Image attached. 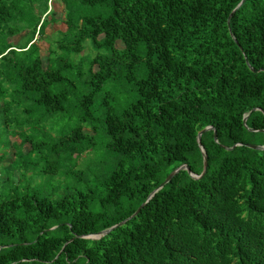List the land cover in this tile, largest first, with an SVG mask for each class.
<instances>
[{"label":"trees","instance_id":"1","mask_svg":"<svg viewBox=\"0 0 264 264\" xmlns=\"http://www.w3.org/2000/svg\"><path fill=\"white\" fill-rule=\"evenodd\" d=\"M62 1L0 0V264H264V0Z\"/></svg>","mask_w":264,"mask_h":264},{"label":"rangeland","instance_id":"2","mask_svg":"<svg viewBox=\"0 0 264 264\" xmlns=\"http://www.w3.org/2000/svg\"><path fill=\"white\" fill-rule=\"evenodd\" d=\"M49 7L52 10V19H50L49 24L46 26L44 35H46V36L52 35L53 36V35L57 34V32L64 31L66 29V25L64 23V12H65L64 3L62 0H50ZM49 18H51V15L48 16V19ZM22 35H23V32L18 34V35L9 37L8 39L10 41H12L13 43H17L21 39ZM36 43L38 44V46L40 48V54H41L42 59H43V66H45L49 43L47 42V39H45V36H41V37L36 36ZM116 46L118 48H122L123 44L120 41H117ZM94 52H95V50L92 49L90 46V41L87 40L85 42V50L83 51V53H86V54L89 53L90 54V53H94ZM85 130L88 131V128H85ZM0 139L3 140V142L5 144L7 143L6 142L7 141L6 132L1 133ZM9 139H10V136H9ZM11 141L12 142L13 141L19 142L18 136L16 135V136L11 137ZM29 149H30L29 144L25 143L23 145V151L27 152ZM1 156H3V157H2V159H0V169L2 171L0 174V178L3 179V178H5V175H6L5 174L6 172L3 170L4 166L8 165L9 162L11 160H13V158H14L13 146L9 145L8 147L4 148L3 144H0V157ZM90 157H93L92 152H88V153H85L82 156H80L78 159L80 166H82L85 163V161L87 159H89ZM17 178H18L17 172H14L15 181H17Z\"/></svg>","mask_w":264,"mask_h":264},{"label":"water","instance_id":"3","mask_svg":"<svg viewBox=\"0 0 264 264\" xmlns=\"http://www.w3.org/2000/svg\"><path fill=\"white\" fill-rule=\"evenodd\" d=\"M240 4V3H239ZM238 4V5H239ZM237 8V7H236ZM254 109H258V108H253L252 110ZM246 120V118L244 117V121ZM212 126H206L204 127L203 129H201L198 134H197V142L198 144L200 145V141H201V134L205 131V130H209L211 129ZM214 140L217 141V135H216V132L214 131ZM250 147H253V148H258L259 146H256V145H250L248 144ZM233 147V146H232ZM261 147H264L261 146ZM200 149H201V152H202V156H203V170L201 172V174L199 175H195L193 174L191 171H190V168L186 165V164H182L180 166H178L177 168H175L173 171H171L167 176L166 178L158 185L157 188H155L150 194L149 196L147 197L146 201L149 200V198L153 195L154 192H156L157 190H159L161 187H163L167 182H169L171 180V178L179 171V170H182V169H185L187 170L192 176H194L195 178H199L201 177L205 171H206V167H207V155H206V152H205V149L202 147V145H200ZM146 201L144 203H142L137 209L136 211L130 216V217H133L135 216L139 210L143 207V205L146 203ZM128 219V218H127ZM127 219L107 228V229H104L102 231H99L97 233H94V234H90V235H87V237H91V238H99L105 234H107L110 230H112L113 228L119 226V225H122Z\"/></svg>","mask_w":264,"mask_h":264}]
</instances>
